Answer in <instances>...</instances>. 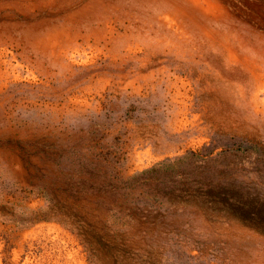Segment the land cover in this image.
I'll return each instance as SVG.
<instances>
[{
  "label": "rangeland",
  "instance_id": "rangeland-1",
  "mask_svg": "<svg viewBox=\"0 0 264 264\" xmlns=\"http://www.w3.org/2000/svg\"><path fill=\"white\" fill-rule=\"evenodd\" d=\"M238 147L211 166L264 202V0H0V264H264L257 231L108 183Z\"/></svg>",
  "mask_w": 264,
  "mask_h": 264
},
{
  "label": "trees",
  "instance_id": "trees-1",
  "mask_svg": "<svg viewBox=\"0 0 264 264\" xmlns=\"http://www.w3.org/2000/svg\"><path fill=\"white\" fill-rule=\"evenodd\" d=\"M240 148L242 147L225 149L215 154V156H211L210 151L206 152L202 166H205V171H201L200 166H197V163H195V160L198 159V154L191 151L173 160L158 162L131 177L125 179L117 176L113 177L108 183L111 187H114V190L119 189V191H122L135 188L139 183L147 182L148 179L149 181L155 179L158 182L157 184H153V189L158 196L167 197L173 203L185 202L190 204L202 217L206 218L207 222L236 223L264 235V202L262 199L259 198L256 192L251 191L249 186L237 181L230 174L231 169L229 166H224L221 171L211 166V162L214 159L231 153L235 155ZM181 169H183L180 174L181 176L169 181L171 185L160 186L161 182L157 178L159 175L163 173L177 175L176 171ZM182 175L185 177L183 178ZM157 195L153 193V196ZM107 209L115 217L121 216L122 213L128 216H133L134 214L147 215L144 212L141 213L139 211L137 213L119 206H111ZM83 225V223H79L78 225L72 223L70 228L80 231ZM132 255L125 252V257L131 258L130 260L134 264L138 261L139 255L138 253ZM147 257L150 258L146 256L145 260H147ZM140 264H145V262L140 261Z\"/></svg>",
  "mask_w": 264,
  "mask_h": 264
}]
</instances>
